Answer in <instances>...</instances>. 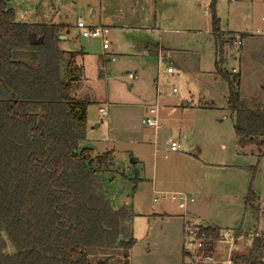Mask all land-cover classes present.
<instances>
[{
    "label": "rangeland",
    "instance_id": "obj_1",
    "mask_svg": "<svg viewBox=\"0 0 264 264\" xmlns=\"http://www.w3.org/2000/svg\"><path fill=\"white\" fill-rule=\"evenodd\" d=\"M125 2L126 0H11L9 6L15 10L18 22L66 23L70 26V39L77 46L90 42L93 45L91 49L100 50L101 39L93 38L91 41V38L80 36L76 25L82 18L87 24L100 26L97 24L98 15L94 21L89 19L88 7L89 4H103L101 22L110 27V48L106 52L115 54L117 61L109 62L106 76L98 78L95 76L98 71L94 60L89 58L86 65L87 80L83 78L81 86L78 83L79 89L75 84L71 91V95L77 100L87 102L88 125L84 145L93 148V156L96 158L107 151L113 153V166L104 175L113 174L114 177H103V182L113 205L119 207L127 204L133 209V235L137 242L131 252V264H183L184 221L180 215H183L184 208L178 200L162 199L152 190L154 171L157 174L158 189L195 193L198 196L196 201L189 202L185 210L189 218L197 223L218 224L223 230L244 233L247 230L244 231L242 227H264V144L259 145L262 137L256 138V142L251 144L243 141L240 145L237 143L233 127L235 114L229 111L225 103L228 84L222 75L218 79L224 83V90L219 85L215 87V91L225 95L223 97L220 94L219 98L214 95V108L208 107L211 106V98L203 97L202 87L198 93L197 87L190 86L193 99L200 108L183 112L181 109L172 110V118L164 122L155 134L156 146L138 141V116L144 106L141 101H137L133 107L131 102L136 98L138 82L143 76L139 75L138 79H130L128 76V72L135 73L139 67L130 65V59L127 58L126 53L132 50L127 46L128 38L138 35V40L149 37L150 40L160 41L158 29H163L161 32L170 39L172 49L191 50L190 45H195L194 38L209 41L206 31L211 30L214 4L220 26L227 32L226 40L231 52L229 60L226 58V69L233 75L240 76V69L235 67L237 72H233V66L239 63L246 66V75L239 87L240 93L250 101L251 108L259 106L262 109L264 36L256 33L257 29H264V0H136L133 10ZM154 4L158 5L156 12ZM145 16L149 17L148 22L143 19ZM156 17L159 20L157 28L154 26ZM247 34L255 39L260 37L257 41L261 43L258 45L259 50L251 51V47L248 49L249 55L244 61L240 58L243 54L241 47L244 48L245 44L247 46L249 40H244V46L242 44L239 48L235 45V40L236 37L243 38ZM65 43L64 47L67 46ZM177 43L180 45H176ZM207 43V47L200 43L207 51L203 64L213 68L215 54L210 53L209 42ZM136 49L137 52L140 50L138 47ZM167 54L170 56V63L176 68L179 64L187 65L196 56L193 51L182 54L169 50ZM155 64L158 70L157 59ZM181 73L183 72L178 69L170 75L164 70L160 72L163 98L180 101L187 89L186 85L191 82V79ZM187 73L189 74L188 71ZM168 78L171 83L166 82ZM174 87L178 92L172 91ZM101 106L106 107L104 116L99 112ZM189 124L194 125L193 129L187 126ZM181 127L188 131L184 132L183 128L180 131ZM128 130L133 131V135H127ZM192 131L194 132L189 134ZM178 137H181V148L179 145L178 150H172L171 142L177 141ZM186 142L208 147L217 165L209 166L191 160L188 157L190 148H186ZM222 143L226 144V149H222ZM134 157L137 158V163H134ZM92 165L97 164L93 162ZM115 172H119V175H115ZM122 172L128 177L122 176ZM138 176L141 179H137ZM251 184L253 194L254 191L259 194L257 198L252 194L249 201L255 204L258 202L254 213L245 207ZM157 197H160L159 201L155 200ZM165 210L172 214H164ZM240 225L241 228H235Z\"/></svg>",
    "mask_w": 264,
    "mask_h": 264
},
{
    "label": "trees",
    "instance_id": "obj_2",
    "mask_svg": "<svg viewBox=\"0 0 264 264\" xmlns=\"http://www.w3.org/2000/svg\"><path fill=\"white\" fill-rule=\"evenodd\" d=\"M10 1L0 0V264H131L133 209L116 207L106 193L112 152L96 158L84 145L87 103L71 95L79 53L60 48L67 25L18 22ZM212 6L222 54L227 32ZM220 64L236 135L264 144V107L251 108L239 75ZM252 194L251 184L247 202ZM222 231L200 225L207 237ZM263 250L257 239L240 260L261 264Z\"/></svg>",
    "mask_w": 264,
    "mask_h": 264
},
{
    "label": "crops",
    "instance_id": "obj_3",
    "mask_svg": "<svg viewBox=\"0 0 264 264\" xmlns=\"http://www.w3.org/2000/svg\"><path fill=\"white\" fill-rule=\"evenodd\" d=\"M135 3H136V0H126L125 5H128L129 8L132 6L131 10H133V9H135ZM133 4H134V6H133ZM119 6L121 7L122 5H119ZM91 7H92V9L90 10ZM157 8H158V5L154 4V11L155 12H156ZM102 9H103V4L102 3H100V4H97V3L89 4V7H88L89 19L91 21H94V20H96L95 19L96 15H98V19H99L98 22L99 23L97 22V24H100V26L108 27L109 28V32H110V27L107 26V24H103L101 22V20H102L101 11H102ZM144 12H146V10ZM90 15H91V17H90ZM143 19L145 20V22L149 21V17L148 16L143 17ZM105 20H107V19H105ZM157 22H159V20L156 17V20L154 22L155 28L158 27ZM55 24H64V23L58 22V23H55ZM69 28H70V26L67 25L66 30L64 29L62 31V35L67 36V39L66 40H61L60 48L63 49V50H66V51H76V52L79 53L77 55V58H76L77 65L80 68L79 78H78V80L76 82L77 86H78V83H80L79 86H81V80L83 81V78L84 79L86 78V80H87L88 76L86 74V65H87V60L89 58H92L94 60V65L96 66V70L98 71V72H96L95 76H97L98 78L105 77L106 73H107L106 72L107 64L109 62H111V61H113V62L117 61L116 57H114L115 54H111V53H107L106 52V50L109 49L110 46H108L107 48H103V46H102V49H100V50L91 49V47L93 45L90 42H85L83 45L80 44L79 46H77L75 44V42L71 41V39H70V36H69L70 29ZM155 28H153V29H155ZM221 29L224 32H226L225 29H223V28H221ZM146 30H148V29H146ZM162 30L163 29H160V30L158 29V31L160 32V35H161L159 37L160 41H153V39L150 40L149 37H147L148 39H145V40H138V39H136V37L138 35L129 36L127 46L132 48V50H129L126 53V55H128L127 58L130 59V61H129L130 65H134V66L135 65H139V67L136 68L135 73L128 72V76L130 74L133 75V77L129 76V78L130 79H138L139 75L143 76V79L138 82V90H137L136 98H133V102H131V105L133 107L135 106L134 102H137V101H141L143 103V106H144V108L141 109L140 114L138 116V120H140V128L138 127V130H139L140 133H137L136 137H137L138 141H140V142H145L146 141L147 143L153 144L154 146L157 145L156 135L155 134H156L158 128L164 125V122L166 123V121L168 122L172 118V116L174 114V112H172V110L181 109L182 112H183L184 110L190 111V110H192V109H194L196 107L200 108L196 104L195 100L193 99L192 90H190V86L197 87V89H198L197 92L198 93H199V90L203 89V91H202L204 93V94L202 93L203 97L208 96V97L211 98V104H210L211 106H208V107L214 108V106H213L214 105V99H215L214 95H216L219 98L220 94H221V93H218V91H215V87H218L219 85H221L223 90H224V83L222 82L221 79H218L219 76H220V74L217 72V64H218V62L221 60L220 67L223 68L224 70L230 72L229 70L226 69L227 68V62H228L229 58L231 57V55H230L231 52L229 50L230 47L228 46L229 43L226 40L227 37L224 38L225 39V44H224V47H223L222 54H220L218 44L216 43L215 37H214L213 32H212V26H211V30H207L206 31V33L208 34L207 38L209 39V41H205V39L202 40V38H197V37L194 38L193 42L195 43V45L194 46L190 45V48H191V50L194 53H196V56L193 57V60L191 62H187L188 63L187 65H180L179 64L177 66V68L175 67L174 64H172V62L170 63V56L168 57V59H164V60L162 59L160 61L159 60L160 59L159 58L160 55L161 54H165V55L168 56L167 53H168L169 50H172V51H175V52L178 51L179 53H182V54H186V53L188 54L189 52H192V51L189 50V49H185V48H178L177 49V48L174 47L175 49H172L173 47L170 45V39L168 38V36L166 37V36H164L162 34V32H161ZM133 32H135V31H133ZM147 34L148 33L146 32L145 35H147ZM242 35L244 36L246 34H242ZM258 38H260V37H257L256 39H255V37L253 38L251 34L250 35L247 34L246 37H243V46H244V42H245L244 40H249L248 43H247V46H249V47H247L246 44H245L244 48L241 47V50H243L242 51L243 54H242V56H240V58L242 57V59L244 61L247 58V56L249 55V53H247V52H248V49L250 47H251V51L253 49H255V51L260 49L258 47V45L261 43V41H257V40H259ZM92 39L93 38H91L90 40L93 41ZM262 40H264V39H262ZM64 42H66L65 44H67V46H65V47L63 46ZM70 42H73V44H74V48L73 49H71L70 46L68 47ZM207 42H209L210 53H214L215 54V59H214L215 65H214L213 68H211V67L209 68V67H207L206 65L203 64V61H204V58H205L204 54H207V51L204 48H202L200 43H204V47H207L205 45V43H207ZM176 45H180V44L177 43ZM207 45H208V43H207ZM136 47H138L140 49L138 52H137ZM107 54H108V56H107ZM101 57H103V58H101ZM226 58L228 59L227 61H226ZM156 59H157V62H158V64H157L158 65V70H157L156 64H155V60ZM164 61H165L166 64L163 65ZM183 61H185V60H183ZM168 65H173V67H174V71L171 72L170 74H174L177 71V69H178V71H182L183 72L181 74H185L184 75L185 77L191 79V82H189V84L186 85V82H185V85H186L187 89H185V91H184L185 93H183V96H181L179 102H177V100L169 101L168 99L163 98V94H162L163 91L161 89V88H163V86L161 85L162 79L161 80L159 79V75H160V72L163 71V70H164V72L166 74H169V72L166 69V67ZM235 67H238L240 69V71H241L240 76H239L240 77V87H241V85H242V83L244 81V76L246 75V73H245L246 66L245 65H241V63H239V65H234L233 66V68H235ZM187 71L189 72V74L187 73ZM219 80H221V81H219ZM166 82L171 83V79L168 78V80H166ZM79 86H78V89H79ZM201 87H202V89H201ZM158 92L161 95V97H160L161 108H160V111H159V125H158L159 127L156 129V131H154L153 129L146 128L142 124V119H143L144 115H146V113H147V111L149 109L148 107L152 103L155 102ZM176 92H178V91H176ZM176 92H174V93H176ZM80 93H81V90H80ZM222 95L224 97L225 94L223 93V94H221V96ZM228 96H229V91L227 90L226 102H225L227 107H228ZM241 96H242V98H246V96H244L242 94H241ZM224 101L225 100L223 99V103H224ZM114 103H119V102H114ZM106 104H107V101H106ZM100 108H102V106ZM100 108H99V112H100ZM104 108L106 109V107H104ZM229 111H231V113L235 114V122H236V113H235V111H233L231 109H229ZM102 116H104V115L102 114ZM181 117L183 118L184 114H182ZM87 119H88V107H87ZM234 125H235V123H233V127H234ZM187 126H189L191 128L194 125L193 124H189ZM182 128L183 127L179 128L180 131H182ZM192 129H193V127H192ZM183 131L187 132L188 129L183 128ZM193 132L194 131L190 132L189 134H192ZM133 133L134 132L131 131V130L126 131L127 135H129V134L133 135ZM236 138H237V143L240 145L241 141L239 140L238 135H236ZM178 140H179L178 143L180 144V148H181V145H182L181 144V137H178L177 141ZM255 142L256 141L247 142V143L251 144V143H255ZM259 145L263 146V144L261 142H259ZM221 147H222V149H226L227 146H226L225 143H222ZM89 148H92V147H89ZM186 148H190V151H189L190 154L188 155V157L191 160H194L196 163H199V164L202 163V164L209 165V166L217 165V163L214 162L208 147H202V145H200V144H198V146H197L195 143L190 144V142H186ZM257 155L260 156V157L262 156L261 153H257ZM112 156H113V153H112ZM136 159L137 158L134 157V163L138 162V160H136ZM118 173H116L115 175H119ZM123 174L124 175H122V176H124L125 178L128 177L127 175H125V173H123ZM111 175H112V177H114L113 174H111ZM111 175H105V178L107 176L111 177ZM129 178L132 179V177H129ZM137 179H141V178H139V176H138ZM152 182H153L152 190L155 191L157 194L159 192H178V191H166V190H163L162 188L158 189V187H157V183H158L157 182V174L155 175V171L153 173ZM160 185H161V183H160ZM179 192H181V191H179ZM183 193H185V192H183ZM186 195L188 196L187 206L185 207V206L181 205V203H180V206L184 208L183 215L182 214L180 215V216H182V220L183 221H184L185 214H187V213H185V210H187L189 202H192L194 200L196 201V198L198 197L195 193H190V194H186ZM253 196H256V198H257V197H259V194L254 191ZM247 200L245 201V203H246L245 207L249 211L252 210L251 212L254 213L253 211L255 209V206H258V205H256L258 202L256 204H255V202L249 203V202H247ZM125 205H127V204H125ZM164 214L168 215V214H172V213H170V212L165 210ZM188 218H189V215H188ZM199 224H201V223H199ZM201 225H206V224H201ZM209 225L210 226H217L221 230L223 229L218 224H209ZM241 227L242 226L240 225V226H236L235 228H241ZM242 229H244V231H245V230H249L251 228L247 229V228H243L242 227ZM251 230H254V229L252 228ZM256 230L264 231V227L260 228V229H256Z\"/></svg>",
    "mask_w": 264,
    "mask_h": 264
},
{
    "label": "built area",
    "instance_id": "obj_4",
    "mask_svg": "<svg viewBox=\"0 0 264 264\" xmlns=\"http://www.w3.org/2000/svg\"><path fill=\"white\" fill-rule=\"evenodd\" d=\"M76 28L80 34L85 38H99L102 40L103 48L109 46V28L104 26H96L87 24L83 20L77 22ZM264 36V29H257V33ZM235 45L239 48L243 44L242 37H236ZM169 56L165 54L160 55V61L168 59ZM169 74L174 71L173 65L166 67ZM233 72H237L233 68ZM133 77L132 74L129 75ZM177 91L176 88L173 89ZM160 93H157L156 100L148 108L146 115L142 119V124L149 129H156L159 127V111L161 108ZM100 112L105 115L106 109L100 108ZM179 143L176 140L171 142V149L178 150ZM162 199L178 200L181 205L187 206L188 196L183 192H159ZM160 197L156 198L159 201ZM200 225L188 215L184 216L183 229V259L184 264H255L247 261H241L240 256L249 253L257 239H264V231L247 230L244 233H237L236 230H223L217 238L207 237L205 233H200ZM264 252V250H263ZM258 261L264 264V253L259 257Z\"/></svg>",
    "mask_w": 264,
    "mask_h": 264
},
{
    "label": "water",
    "instance_id": "obj_5",
    "mask_svg": "<svg viewBox=\"0 0 264 264\" xmlns=\"http://www.w3.org/2000/svg\"><path fill=\"white\" fill-rule=\"evenodd\" d=\"M90 17H91V15H90ZM59 38H60V40H66L67 39V36L61 35V36H59ZM69 46H70L71 49H73L74 48L73 42H70L69 43Z\"/></svg>",
    "mask_w": 264,
    "mask_h": 264
}]
</instances>
